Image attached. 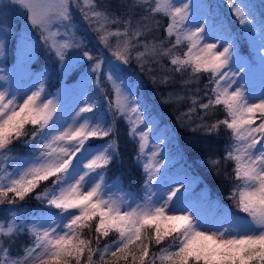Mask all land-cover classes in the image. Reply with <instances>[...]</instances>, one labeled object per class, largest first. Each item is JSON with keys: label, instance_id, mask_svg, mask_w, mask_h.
Segmentation results:
<instances>
[{"label": "snow or ice", "instance_id": "snow-or-ice-1", "mask_svg": "<svg viewBox=\"0 0 264 264\" xmlns=\"http://www.w3.org/2000/svg\"><path fill=\"white\" fill-rule=\"evenodd\" d=\"M0 8L22 12L39 38L17 50L26 88L0 63V205L10 206L0 264H264V0L259 11L250 0H0ZM159 17L168 21L163 38ZM0 25L3 61L12 29ZM41 49L46 59L35 60ZM186 71L161 103L174 105L214 175L231 163L222 176L235 211L177 169L175 137L159 134L141 101L145 77L170 89ZM53 78L63 84L56 93ZM217 109L224 118L210 120ZM121 121L140 191L110 177L123 163ZM221 128L229 143L213 155ZM30 197L44 205L38 214L20 206ZM110 233L117 238L101 244ZM21 237L28 243L18 248Z\"/></svg>", "mask_w": 264, "mask_h": 264}, {"label": "trees", "instance_id": "trees-1", "mask_svg": "<svg viewBox=\"0 0 264 264\" xmlns=\"http://www.w3.org/2000/svg\"><path fill=\"white\" fill-rule=\"evenodd\" d=\"M208 4H213V0H207ZM250 2L256 6L257 11H259L260 4L262 0H256V3H254L252 0ZM228 10H225V13H227ZM228 19H231L230 16L227 17ZM161 28L158 33H155L160 38L164 37L163 27L167 23V19L163 17H159ZM163 22V25H162ZM9 44V43H8ZM7 44V48H8ZM186 48H181L179 51L182 53L185 51ZM9 55H12V45L10 47V50H7ZM165 63H167L165 61ZM177 79V84H175L170 89H164V88H155L150 83H147V77H145L146 80V88L141 92V101L142 103H146L149 110L152 112L153 116H156L160 120V124L166 128L167 131H171V135L175 137L174 141L172 143L175 145V148L173 151H179L181 155L183 156V160L180 162L179 165H177V169L179 168H186V170L189 172L190 175L199 177L202 181L201 186H207L211 192L214 198H219L225 205H227L229 208H231L233 211H235V208L233 207V202L230 200L224 199L225 196L228 195L231 183L225 181L223 179V172L231 170V163H229L226 167L221 164V175L217 176L213 173L215 172V169H211L207 167L204 163V160L207 158L208 153L207 152H200L198 151V144L199 141L197 138L189 133L186 129L180 128L176 123V111L175 107L172 104H163L161 103V96L162 94H166L167 91L176 90L179 91L180 84L179 80L181 78L187 79L189 76V72L186 71L183 74H175ZM55 81V83H54ZM207 83V77L204 74H201V79L199 82V87L203 89L204 84ZM63 84L61 82H58L55 78L51 80L49 83L50 87H60ZM105 87H107L105 85ZM197 85L194 83L191 85V89L194 91ZM203 95V92L200 93ZM187 106L186 104L184 105ZM224 118V113L221 109L215 110V115L210 117L211 119H222ZM120 128V144H121V154H122V164H117L112 167L110 171V177L113 176H119L120 179L123 182V185L125 189H132L133 191H140V185L142 181V175L140 173V170L138 168H134L131 166V158L134 155V145L133 143L127 138L126 136V126L121 121L119 124ZM27 131L30 133L32 131L31 127L27 129ZM166 133V132H165ZM229 137L230 133L221 128V131L219 135L215 138L214 145H213V155H222L223 149L225 144L229 143ZM96 143V141H94ZM97 144V143H96ZM17 152L19 154H24L27 152L26 148H22L17 146ZM179 159V157H177ZM177 169H174L173 171H176ZM111 182V179L109 180ZM43 187V186H42ZM42 187L38 189V191L42 190ZM142 195V192H141ZM20 206L23 208L24 212L26 213H36L38 214L41 209L44 208V205L37 202L33 198H28L26 201L21 202ZM10 206L8 205H0V216L1 220L7 218V210ZM243 215V214H240ZM94 239V228L93 233L91 234ZM84 236L87 238L89 237V233L87 230L84 232ZM117 238L116 233H110V235L106 238H103L101 240V244L104 243H111L113 239ZM170 240H166L162 245L159 247H164L168 243H170ZM28 238L27 237H21L20 241L17 245L19 248L20 244H27ZM95 246V245H94ZM159 248L153 243L151 251L157 252ZM98 259V258H97Z\"/></svg>", "mask_w": 264, "mask_h": 264}, {"label": "rangeland", "instance_id": "rangeland-1", "mask_svg": "<svg viewBox=\"0 0 264 264\" xmlns=\"http://www.w3.org/2000/svg\"><path fill=\"white\" fill-rule=\"evenodd\" d=\"M252 1L256 3V0H252ZM7 2L8 0H3V3H7ZM219 2L220 0H213V4L219 3ZM193 3L208 4V1L207 0H193ZM225 10H227L226 7L224 8V11ZM0 19H4L6 24L11 25L12 31L10 32L7 38V44L9 43L7 50H10V47L12 45V52H13L12 55H9V53L7 52V55L3 58V61H0V63H2L3 67L13 71V74H14V85L13 86L24 89L28 85V78L25 72L23 71L22 66L19 64L17 60V50L22 44L28 42L26 40V38L28 37L38 42V39H39L38 34L35 31H32L30 29V26L26 23L25 15L20 11L0 8ZM77 19L79 20V16H77ZM162 25H163V22H162ZM2 26L3 25H0V27ZM43 59H46V55L43 52V49H41L39 52L35 53V60H43ZM258 83H259V80H258V70H257V84ZM61 87H63V85L56 89H52L50 86H48V91L51 93H56L57 89ZM71 103H72L71 99L61 100L62 106H65V107L69 106ZM153 120L156 124L159 125V134L163 136L165 132L167 131L166 128H164V126L160 124V120L158 117L153 116ZM257 123H259V121H257ZM155 136H156V133H153L154 140H155ZM102 142L103 141L96 140V143H102ZM1 218L3 217L0 216V220Z\"/></svg>", "mask_w": 264, "mask_h": 264}]
</instances>
